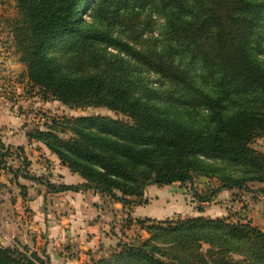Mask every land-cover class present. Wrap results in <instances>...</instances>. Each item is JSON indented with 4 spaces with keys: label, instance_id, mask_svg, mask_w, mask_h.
<instances>
[{
    "label": "trees",
    "instance_id": "obj_1",
    "mask_svg": "<svg viewBox=\"0 0 264 264\" xmlns=\"http://www.w3.org/2000/svg\"><path fill=\"white\" fill-rule=\"evenodd\" d=\"M13 2L6 20L14 52L42 99L116 113L53 118L27 133L81 183L57 186L30 174L24 159L22 178L49 192L93 190L123 206L146 204L148 185L196 178L210 189L194 191L200 202L225 189L251 191V183L264 195V152L251 146L264 132V0ZM147 73L165 85L164 98L145 85ZM124 229L150 237L124 234L107 256L84 264H264V231L250 221L129 216ZM0 264L44 261L0 248Z\"/></svg>",
    "mask_w": 264,
    "mask_h": 264
},
{
    "label": "rangeland",
    "instance_id": "obj_2",
    "mask_svg": "<svg viewBox=\"0 0 264 264\" xmlns=\"http://www.w3.org/2000/svg\"><path fill=\"white\" fill-rule=\"evenodd\" d=\"M13 6V0H0V48H2L5 52L2 60L6 61V66L5 68H3L5 69L6 73L2 74L1 78L4 79V83L8 84V87L10 88L6 89L10 94V100L16 103L19 100L21 101L20 104H15L17 106H13V108H15L16 113H20L25 116L24 126L27 129L26 133L37 127L45 129L53 118H73L76 116L91 114H101L115 117L116 113L108 110L106 107L76 108L66 106L61 102L52 100L50 98L42 99V96L38 89L32 86L30 82L27 81V78L25 77L24 67L18 62V54L14 52L12 34L6 20L8 16L11 17L15 15L16 12ZM85 18L89 20V16L86 14ZM156 32V30H152L149 31L147 35H156ZM108 50H110V48H108ZM8 58H11L13 60L11 67L7 66ZM260 60L264 63V51L260 55ZM145 78L148 79V84L145 85L153 89L156 92V95L159 93L162 98L166 96L165 85L158 84L157 76L151 73H147L145 75ZM17 85L20 86L22 91H19L17 89ZM14 87L16 88V90L13 89ZM158 104L164 106H159L162 109L167 107V102H165L163 99L158 100ZM28 140H34L35 142L32 146H29L27 148V150H29L27 151L29 155L35 156V161L39 164L51 167L52 164L49 163V159L47 158L45 153L41 152L42 147L39 145V143H37L35 139ZM0 144H2V147H0L1 151L5 152L8 149L11 152L9 156L0 157V177H2L0 178V248L18 249L21 251L26 250L28 253L33 252L43 259L44 264H51L50 255L49 253H47V251L52 248L48 249L46 247V244L42 243L44 241L41 240H39L40 243L38 244V241H36L34 237L32 238L34 240L31 241V234L29 233L27 234V236H22L20 233H17L19 228L15 226L18 225L22 220H26L27 222H29L30 220V222H34V216L32 217V213L34 214L36 212H34L35 207H31L30 200H32L35 195H40L43 187L39 186L40 184H45L40 181H33L34 183H31V180H26L21 177L20 169L22 167L23 159L28 163L26 170L30 173L28 169L30 160L28 159V155L26 150L24 149V146L15 147L6 144L1 140V138ZM251 146L257 150L264 152V132L261 136L253 140ZM30 149L35 151V154H33ZM231 168L233 167L228 166L226 167V170H229ZM40 177L49 181V178L61 177V175L58 173L53 176L51 173L50 175L42 174ZM54 184L59 186L60 184L65 183L55 182ZM260 186L261 185L259 183H251V191H247L245 189H235V193H233L235 202L228 206H225V208L221 207V210H219L217 209L216 204L211 203V200L209 202H200L194 194V191L198 193H206L210 190L208 188L207 182L203 178H196L192 186L189 182L183 184L176 182L164 186L152 185L148 188V197H146L147 203L141 206L136 205L133 208L136 213L141 216H154V218H142H149L150 221L152 220L159 223L160 221L168 219L176 221L179 219H186L188 217L194 216V214L198 212V207L200 206L205 207L209 214L217 215L213 216V219L222 217L224 218L225 216H227L231 220L235 221H250L252 225L257 226L264 231V195L258 191V188H260ZM165 187L166 189L163 190V188ZM151 190L154 192L149 194ZM160 190H162V192H160L159 195L158 192ZM53 196L54 197L45 196L43 204H41L39 207V210H41L43 215L45 216V220L47 218V215L50 213L52 216L59 217L62 215L70 214V212L73 210L72 207L68 208L69 203L73 204V202H70L69 197L57 194ZM148 198L151 201H148ZM101 200V203H106L107 201H110L111 203L113 202V200L108 196L107 198L106 196H103V199ZM9 203H11L12 205V209H10V212L14 214V219L12 218V223L15 224L14 227H8L7 225L4 226L6 224L5 215L10 208V206L8 205ZM224 203L222 202V204ZM97 205L99 206L101 204L98 203ZM125 207L131 209V206ZM214 208H216L215 211ZM113 211L114 209L112 210V212ZM122 212L123 214L121 215V217H117V215L113 213L114 220H112L111 222L112 230L109 231L110 233L117 236L118 233H120L119 239L127 233V235H125L126 239H136V241L148 239L150 237V234L148 232L146 233L141 230L136 232L135 236L132 235V231H126L124 229V223L125 220L130 216V214H127L126 216V211ZM22 214L24 215L23 218L19 219L18 216H22ZM113 221L117 222L116 224H118L119 226L113 224ZM45 225L47 226L46 223ZM114 228H117L118 231H113ZM40 236L42 240L48 239L45 232H41ZM138 236L140 238H136ZM116 244L117 243H114L113 245L105 247V251L109 247L112 250V248H114ZM110 249L107 252L102 253L101 255H96L94 258L98 259L107 256L111 251ZM66 251L67 248H63L61 253H66ZM64 256L66 257L67 254H65ZM85 262H82L80 264H84Z\"/></svg>",
    "mask_w": 264,
    "mask_h": 264
},
{
    "label": "crops",
    "instance_id": "obj_3",
    "mask_svg": "<svg viewBox=\"0 0 264 264\" xmlns=\"http://www.w3.org/2000/svg\"><path fill=\"white\" fill-rule=\"evenodd\" d=\"M4 54V50L0 48V138L6 144L15 147L24 146V149L27 152L29 151L27 150V148L29 146H32L35 142L34 140L29 141L27 139V129L24 126L25 116L23 114L16 113L15 108H13V106H17L15 104H20L21 101L19 100L16 103L10 100V94L6 90L10 88L8 87V84L4 83V79L1 78L2 74L6 73L5 69H3L6 66V61L2 60ZM12 63L13 60L11 58H8L7 66L11 67ZM13 89L16 90L15 87ZM17 89L19 91H22L19 85H17ZM36 142L39 143V145L42 147L41 152L45 153V155L49 159V163L52 164V166L48 167L47 165L39 164L35 161V156L29 155V153L27 152L28 159L30 160L28 167L30 173L39 177L42 174L50 175L52 173V175L55 176V174L59 173L61 177H51L48 179L51 183L63 182L65 184H77L83 181V179L78 174L72 173L66 166L62 165L58 157L55 154L51 153L44 144L39 141ZM30 151L35 154V151L31 149ZM31 183L34 182L31 181ZM152 185L155 184L148 185L145 188V199L146 197H148V188ZM39 187H43L40 195H35V197L30 200V205L32 208L35 207L34 212H36L34 213L36 215L32 213V217L34 216V222H30V220L29 222H27L26 220H22L18 225L12 223L14 214L10 212V209H12V205L11 203H9L8 205L10 206V208L9 211L6 212V224L4 226H17V228H19L17 233H20L22 236H27L28 233L31 234V241L35 239L36 241H38V244L40 243L39 240L44 241L42 243L46 244V247L48 249L52 248L47 251V253H49L50 255L51 264H80L82 262L88 261L91 257H95L96 255H101L102 253L107 252L110 247L106 251L105 247L117 243L120 236V233H118L117 236L109 232L110 230H112L111 222L112 220H114L113 213H115L117 217H121V215L123 214L122 211H126V216L127 214H130V216L133 218H154V216L150 215L141 216L137 214L133 208L134 206H131L130 209L115 201H113L112 203L110 201L101 203V199H103V196L100 193L91 190L78 192H49L45 185L40 184ZM166 187L163 188V190L166 189ZM152 192L154 191L151 190L149 194H151ZM160 192H162V190L158 192L159 195ZM233 193H235V189L222 190L212 197L211 203L216 204L217 209L221 210V207L225 208V206H228L235 202ZM56 194L69 197L70 202H73V204L69 203L68 208L72 207L73 210L70 212V214L62 215L59 217L52 216L50 213L47 215V218L45 220V216L43 215L42 211L39 210V207L41 204H43L45 196L54 197L53 195ZM148 201L151 200L148 198ZM97 202L101 205L98 206ZM222 202L225 203L222 204ZM113 209L114 211L112 212ZM215 209L216 208H214V211ZM194 215H204L210 217L217 216L209 214L205 207H203L202 212L198 211ZM23 216L24 215L22 214V216H18V218L21 219L23 218ZM45 223L47 224V226L45 225ZM116 223L117 222L113 221V224ZM116 226L119 225L116 224ZM113 231L118 230L117 228H114ZM128 231L131 232L132 230ZM41 232H45L48 239L42 240L40 236ZM33 237L34 239H32ZM63 248H67L66 253H61ZM65 254H67L66 257L64 256Z\"/></svg>",
    "mask_w": 264,
    "mask_h": 264
}]
</instances>
